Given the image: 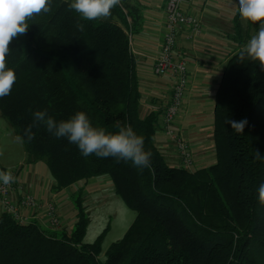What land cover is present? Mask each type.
Wrapping results in <instances>:
<instances>
[{
  "label": "trees",
  "instance_id": "trees-1",
  "mask_svg": "<svg viewBox=\"0 0 264 264\" xmlns=\"http://www.w3.org/2000/svg\"><path fill=\"white\" fill-rule=\"evenodd\" d=\"M69 2L51 0L50 11L30 19L27 32L11 41L6 66L17 78L11 93L0 98V111L23 138L28 162H47L56 190L108 177L136 216L102 259L104 235L85 241L90 219L82 189L75 193L72 229L23 224L2 212L0 264H264V205L258 193L264 184V71L259 63L240 61L241 49L226 65L216 94L215 162L193 170L171 166L155 142L158 113H140L129 33L100 19L81 21L80 31ZM110 15L128 25L120 4ZM44 109L57 121L83 111L93 126L110 133L131 125L152 153L151 167L84 157L43 125L34 126L35 138L28 140L25 129L33 124V113ZM233 120L247 121L242 132L226 123Z\"/></svg>",
  "mask_w": 264,
  "mask_h": 264
},
{
  "label": "crops",
  "instance_id": "crops-1",
  "mask_svg": "<svg viewBox=\"0 0 264 264\" xmlns=\"http://www.w3.org/2000/svg\"><path fill=\"white\" fill-rule=\"evenodd\" d=\"M167 1L121 0L120 5L124 9L129 26L119 16L115 23L125 29L130 36L131 51L135 58L141 91V116L145 117L150 112L158 113L156 145L167 163L177 167L181 166L178 150L160 130V125L178 78L171 74L160 76L155 72V64L160 55L164 37ZM238 4V0H192L189 11L200 17L203 25L202 33L196 40H189L183 29L178 32L174 57L177 61L186 62L189 82L184 106L174 128L190 142L195 160L194 169L210 166L216 160L214 112L217 90L229 59L243 49L247 41L261 27L259 23H256L254 29L250 21L239 18ZM42 161L45 160L32 162L35 164L34 168L32 169L31 165L29 172H26L24 176L21 173L22 170L16 174L17 195L29 191L44 202L54 200L64 228H73L77 220L75 188H81L82 185L78 183L60 191L56 190L55 181L52 175L46 173V167ZM0 171H6L1 163ZM85 184L89 185L86 188L88 191L83 193L87 197L90 193L102 190L101 188L106 186H110L109 188L112 186L115 193L114 184L108 177L92 178ZM19 187H22L24 191ZM85 201L89 200L85 199ZM86 202L85 205L89 210ZM23 211L26 215L32 212L30 209ZM2 212L0 208V215ZM74 217L75 220H73Z\"/></svg>",
  "mask_w": 264,
  "mask_h": 264
},
{
  "label": "clouds",
  "instance_id": "clouds-1",
  "mask_svg": "<svg viewBox=\"0 0 264 264\" xmlns=\"http://www.w3.org/2000/svg\"><path fill=\"white\" fill-rule=\"evenodd\" d=\"M120 3L121 0H70L68 7L78 15L76 26L83 31L84 23L81 21L106 18ZM50 7L51 0H0V98L11 93L17 78L14 70L6 66L11 41L27 32L30 19L49 12ZM238 13L243 20L261 25L259 31L247 41L239 53L240 61L247 58L251 62H258L264 71V0H239ZM226 123H231L235 131L242 132L247 121L233 120ZM39 125H43L57 139L67 138L69 143L78 147L84 157L94 154L101 159L113 157L117 162L131 161L138 168L151 167L152 153L145 150L144 137L138 135L131 125L119 126L117 131L110 133L93 126L83 111H77L67 119L57 121L48 114L47 109L37 110L33 113V124L25 129L28 140L35 138L32 128ZM17 139L23 142V138ZM255 155L257 159L260 158L258 151ZM15 179L11 169L0 171V182L4 185L14 183ZM258 193L260 203L264 205V184L259 186Z\"/></svg>",
  "mask_w": 264,
  "mask_h": 264
},
{
  "label": "built area",
  "instance_id": "built-area-1",
  "mask_svg": "<svg viewBox=\"0 0 264 264\" xmlns=\"http://www.w3.org/2000/svg\"><path fill=\"white\" fill-rule=\"evenodd\" d=\"M192 0H168L166 5V23L161 52L155 64V72L160 76L174 75L178 81L173 89L170 103L166 107L160 130L163 131L170 142L173 143L179 153L181 166L187 170H193L195 160L190 142L174 128L183 106L188 88L189 73L187 64L183 60H175L174 52L177 45L179 30L187 33L189 40H196L202 33L203 25L200 17L189 11ZM15 182L4 185L0 182V208L3 212L11 214L18 222L27 224L38 220L45 229L59 230L64 228V223L58 213L57 203L54 200L43 201L29 191L17 195L18 171H12ZM30 209L28 215L23 210Z\"/></svg>",
  "mask_w": 264,
  "mask_h": 264
},
{
  "label": "rangeland",
  "instance_id": "rangeland-1",
  "mask_svg": "<svg viewBox=\"0 0 264 264\" xmlns=\"http://www.w3.org/2000/svg\"><path fill=\"white\" fill-rule=\"evenodd\" d=\"M116 19L117 16L109 15L100 20L115 22ZM256 25L257 24H253L254 29L256 28ZM182 108L179 113H181ZM18 137L19 136L14 127L0 111V153H3L0 155V163L6 168V171L11 169V171H18L20 173L22 170L21 173L24 176L26 172H29L30 166L32 165L33 169L35 164L28 162L26 147L21 140L17 139ZM39 163L41 164V162ZM42 163H44L46 167V173L51 176L52 174L48 169L46 162L42 161ZM43 173L45 172L43 171ZM80 184L82 187L75 188V193H81L80 191L82 189V195L84 192L88 191L86 188H88L89 185L87 186L85 182H81ZM109 187L110 186H106L101 188L102 190L90 193L88 197L82 195L84 203L86 202L85 199L89 200L86 202L89 208L86 214L90 219V225L85 241L87 243H92L99 235H104L102 244L103 252L101 254L102 259L109 246L123 237L136 216V213L127 206L123 199L113 192L112 186L111 188ZM73 220H75V217ZM71 228L72 227H69V229Z\"/></svg>",
  "mask_w": 264,
  "mask_h": 264
}]
</instances>
